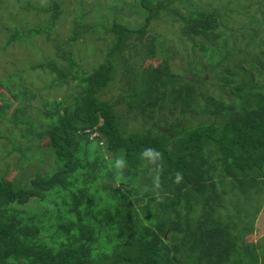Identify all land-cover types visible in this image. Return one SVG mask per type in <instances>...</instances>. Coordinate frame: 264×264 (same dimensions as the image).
I'll list each match as a JSON object with an SVG mask.
<instances>
[{"label": "trees", "instance_id": "16d2710c", "mask_svg": "<svg viewBox=\"0 0 264 264\" xmlns=\"http://www.w3.org/2000/svg\"><path fill=\"white\" fill-rule=\"evenodd\" d=\"M59 2L37 10L49 18L29 29L32 37L52 40L63 18ZM170 3L138 0L145 17L138 29L112 22L106 29L114 34L112 47L90 71L76 63L74 48L94 30L73 16L70 35L55 40L53 48L65 65L48 57L37 67L55 78L53 86L75 82L74 96L44 111L46 129L25 121V106L21 118L10 119L27 127L29 140H50L56 170L37 174L26 188L0 179V264H264V246L243 244L246 225L262 204L254 195L264 183L263 60L233 40L229 45L231 37L217 31V12L198 9L173 20L220 84L231 88L230 103L197 91L206 66L195 59L188 70L201 75H191L193 81L177 75L169 57L141 71L124 72V64L118 76L108 60L118 54L124 61L121 53L131 36L140 39L152 21L175 14ZM25 9L35 6L27 3ZM147 52L155 54L154 40ZM161 55L167 56L163 47ZM110 83H123L128 109L149 119L151 127L127 133L111 103L99 97ZM93 132L95 142L89 139Z\"/></svg>", "mask_w": 264, "mask_h": 264}, {"label": "rangeland", "instance_id": "374dc122", "mask_svg": "<svg viewBox=\"0 0 264 264\" xmlns=\"http://www.w3.org/2000/svg\"><path fill=\"white\" fill-rule=\"evenodd\" d=\"M54 1L60 0H0V113L5 115L0 114V179L14 181L23 188L28 187L37 174H52L56 169H53L50 158L52 152L48 149L50 140L44 135L29 140L27 127L23 123L13 124L10 119L17 115L21 118L19 111L25 106L28 108V112L25 111V121L33 119L35 123L43 124L46 129L45 124L49 122V118H45L44 111L55 108L51 105L55 100H71L74 96L75 82L53 86L51 82L55 78L52 79L48 70L37 68L48 57L54 59L59 67L64 64L63 59H55L57 54H53V48L56 45L55 40L63 38L65 41L70 35L71 17H80V23L90 24L94 30L93 33H85L79 38L74 48V59L84 71H90L105 61V53L111 49L114 40V34L106 30L112 22L123 24L130 30L138 29L145 22L138 0H62L59 5L63 18L61 17L51 31L52 40H44L43 36L32 37L29 29L44 26L49 18L48 13L37 10L53 5ZM158 1L165 3L166 0ZM27 3L35 6V10H26ZM170 6L175 14L171 11L169 17L159 16L158 20L149 24L147 33L140 39L138 35L130 37L121 53L124 61L118 54L108 58L116 66V76L120 72V66L124 64V72L141 71L156 67L164 57H169L172 70L193 81L191 75L195 79L201 75L199 71L188 70L192 67L188 63L195 59L206 66L203 72L205 83L197 85V91L230 103L234 99L230 94L231 88L220 84L216 72L207 65V58L197 48L193 49L191 42L179 35L181 24L173 19L178 15L188 16L197 9L214 10L220 22L217 31L231 37L229 45H232L233 40L240 48H247L264 62L261 57V51H264V0H171ZM100 24L104 25V29L97 28L95 31V27ZM7 39L11 45L6 44ZM30 39L29 45H23ZM151 40L155 44L153 56L147 52ZM158 42L164 43L162 47L167 56L162 57V47H159ZM126 89L123 83H110L105 90L99 92V97L111 103L115 112L120 115L127 133L142 132L143 128L151 127V121L128 109ZM59 111L62 113L61 109ZM195 120L196 118L193 119ZM38 133L39 131L34 132V135ZM97 138L95 132L89 136L94 142ZM11 146L14 149H10ZM88 149L94 152L95 145L88 146ZM102 152L106 158L111 157V153L105 149ZM254 198L261 199L262 204L253 223L246 225L250 231L246 234L243 232V244L248 247L264 246V183L259 186L258 194ZM34 205V202L30 203V206Z\"/></svg>", "mask_w": 264, "mask_h": 264}]
</instances>
